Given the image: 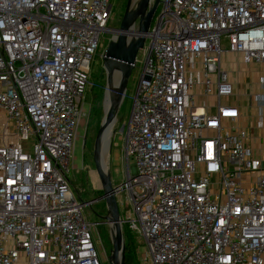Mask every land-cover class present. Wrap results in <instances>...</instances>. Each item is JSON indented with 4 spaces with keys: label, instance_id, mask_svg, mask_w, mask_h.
Here are the masks:
<instances>
[{
    "label": "built area",
    "instance_id": "built-area-1",
    "mask_svg": "<svg viewBox=\"0 0 264 264\" xmlns=\"http://www.w3.org/2000/svg\"><path fill=\"white\" fill-rule=\"evenodd\" d=\"M160 3L120 130L122 226L145 264H264V150L223 101L235 89L221 44L264 64V0ZM112 16V0H0V264H103L68 173Z\"/></svg>",
    "mask_w": 264,
    "mask_h": 264
},
{
    "label": "rangeland",
    "instance_id": "rangeland-1",
    "mask_svg": "<svg viewBox=\"0 0 264 264\" xmlns=\"http://www.w3.org/2000/svg\"><path fill=\"white\" fill-rule=\"evenodd\" d=\"M136 0H134V3ZM113 3V16L109 21L107 30L102 34L100 47L97 55L94 56L92 61V82L94 86L86 93L85 109L86 115L80 128V137L75 142L74 146V159L70 164V172L68 173L71 188L80 202H85L83 207V213L89 222L95 224L94 237L95 245L102 257L103 264H110V255L112 251V235L111 229L108 224L104 223V217L108 215L107 205L104 199H102V186L100 180L95 171V165L93 160L94 142L97 137L99 127L105 115V102L108 96L106 73L103 65V55L108 44L116 39L114 28L120 26L127 0H112ZM162 9L160 3L155 16ZM150 43V39L147 38L146 44ZM222 48V70L228 72L233 81V87L235 88V95L229 98H225L223 101L226 104L235 105L238 104L242 107V110H246L247 114L251 115L255 112L254 107H250L251 95L257 91V88L253 86L254 78L248 79L243 87L242 84V70L246 69L247 72H257V75H261L264 72L263 67H251L249 64H245L242 61L241 53H233L229 50L228 38L223 36L221 39ZM143 50L138 53L137 66L133 68L131 75L128 79L126 95L120 105L117 114V122L113 131L109 137L111 147L108 152V156L105 159L106 171L111 174L113 184H121L126 175V163L123 161L124 139L121 135V127L128 122L133 105V96L136 91V87L143 69ZM103 73V74H102ZM254 74V73H252ZM264 74V73H263ZM117 84V82H116ZM116 132V133H115ZM258 133V132H257ZM86 138V144L84 139ZM261 143V140L259 141ZM264 143V142H263ZM108 147V143H107ZM131 164L134 161L131 160ZM124 197V193L119 194L117 199ZM125 201V199H124ZM121 215H126L129 209L120 204ZM125 228L128 229L126 225ZM137 252L136 261L133 264H145L140 257L144 254L146 249V243L142 236L136 234L135 237Z\"/></svg>",
    "mask_w": 264,
    "mask_h": 264
},
{
    "label": "water",
    "instance_id": "water-1",
    "mask_svg": "<svg viewBox=\"0 0 264 264\" xmlns=\"http://www.w3.org/2000/svg\"><path fill=\"white\" fill-rule=\"evenodd\" d=\"M161 0H127L125 12L119 27L114 28L116 39L112 40L103 55L104 71L106 73L107 93L109 98L108 108L99 127L94 142L93 160L96 174L100 180L108 215L104 217V223L108 224L112 235V251L110 264H126V242L122 226V218L115 194V187L111 174L104 170L102 164L103 140L105 133L115 125L118 110L123 101L128 79L133 70L137 55L146 45V34L150 31L154 14ZM138 21L136 37L129 38L128 32ZM103 74V73H102ZM116 76H119L117 84ZM86 144V138L84 139ZM108 150L111 147L108 141Z\"/></svg>",
    "mask_w": 264,
    "mask_h": 264
},
{
    "label": "crops",
    "instance_id": "crops-1",
    "mask_svg": "<svg viewBox=\"0 0 264 264\" xmlns=\"http://www.w3.org/2000/svg\"><path fill=\"white\" fill-rule=\"evenodd\" d=\"M263 67L264 68V64H260V63H251L249 64L251 67ZM254 73V74H252ZM264 72L261 73V75H257V72H247L246 69L242 70L241 74H242V84H243V87L244 85L246 86L245 82L251 78H254V83H253V86H255L257 88V91L256 92H260L262 91V88H261V84H260V77H264ZM230 76V74H229ZM230 79L231 76H230ZM232 81V80H231ZM234 81V79H233ZM232 81V83H233ZM234 84V83H233ZM235 89V88H234ZM255 92V93H256ZM253 94L251 95V98H250V107H254L255 108V112L253 114H247V112H245L246 110H242V107L240 105L239 108L241 110V114H242V117L240 118L238 124L245 128L249 134H250V144L251 146L253 147V149L257 152L261 151V150H264V128H258L257 127V120H258V114H259V106L257 104V102H255L253 100ZM258 132V133H257ZM261 140V143H259V141Z\"/></svg>",
    "mask_w": 264,
    "mask_h": 264
},
{
    "label": "trees",
    "instance_id": "trees-1",
    "mask_svg": "<svg viewBox=\"0 0 264 264\" xmlns=\"http://www.w3.org/2000/svg\"><path fill=\"white\" fill-rule=\"evenodd\" d=\"M125 242H126V264H133L136 261V233L131 232L127 228H123Z\"/></svg>",
    "mask_w": 264,
    "mask_h": 264
},
{
    "label": "bare ground",
    "instance_id": "bare-ground-1",
    "mask_svg": "<svg viewBox=\"0 0 264 264\" xmlns=\"http://www.w3.org/2000/svg\"><path fill=\"white\" fill-rule=\"evenodd\" d=\"M119 78L118 76H116L115 78V83L118 82ZM108 105H109V98L107 97L106 99V102H105V107L106 109L108 108ZM111 132H112V129L110 128L106 133H105V136H104V140H103V153H102V164H103V168L104 170H106V167H105V159L106 157L108 156V148L109 146L107 147V143L109 141V137L111 135Z\"/></svg>",
    "mask_w": 264,
    "mask_h": 264
}]
</instances>
